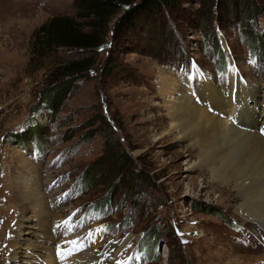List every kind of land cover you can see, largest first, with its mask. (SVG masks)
<instances>
[{
	"label": "rangeland",
	"instance_id": "rangeland-1",
	"mask_svg": "<svg viewBox=\"0 0 264 264\" xmlns=\"http://www.w3.org/2000/svg\"><path fill=\"white\" fill-rule=\"evenodd\" d=\"M54 17L77 18L74 0H0V264H80L96 245L89 264H226L230 251L232 264H264L237 182L219 181L170 132L176 96L162 90L178 80L202 107L203 85L228 96L234 78L259 116L264 0H179L123 35L103 30L92 51L41 54L34 34ZM85 59L92 68L56 97L54 114L37 113L57 70ZM37 124L39 145L27 137Z\"/></svg>",
	"mask_w": 264,
	"mask_h": 264
},
{
	"label": "bare ground",
	"instance_id": "bare-ground-1",
	"mask_svg": "<svg viewBox=\"0 0 264 264\" xmlns=\"http://www.w3.org/2000/svg\"><path fill=\"white\" fill-rule=\"evenodd\" d=\"M231 83L233 87L228 96L217 86L203 85L197 93L202 99L201 103L207 106L200 107L178 80L169 82L164 79L162 90L176 96L175 99L166 100L170 105L167 106L170 132L177 133L180 141H192L201 150L199 157H202V163L207 164L219 181L237 182L236 187L243 201L240 210L247 216V220L254 222L255 237L264 248V122L262 126L255 127L257 119L264 117V107L262 113L256 116L249 104L256 96H247V91L234 78ZM235 111L237 117L233 126H230V116ZM21 196L35 210L38 218L42 217L43 212L37 207L39 198L35 192L26 188ZM249 221H246L247 224ZM40 230L45 232L43 228ZM31 235L36 236L34 232ZM18 245L13 243L12 247ZM24 246L27 248L26 255L35 252L29 242ZM98 253L99 245L93 251L81 252L78 257L80 264H89L93 259L99 261L101 256L98 257ZM234 254V251H230L224 256L226 264H232Z\"/></svg>",
	"mask_w": 264,
	"mask_h": 264
},
{
	"label": "trees",
	"instance_id": "trees-1",
	"mask_svg": "<svg viewBox=\"0 0 264 264\" xmlns=\"http://www.w3.org/2000/svg\"><path fill=\"white\" fill-rule=\"evenodd\" d=\"M178 1L74 0L77 18L54 17L50 19L34 34V50H39L41 54H47L57 48L92 51L102 43L104 39L103 30H108L109 34V30L112 28L111 30L115 35H123L129 27L135 29L138 24L150 22L152 16L157 12L178 8ZM78 19L83 21L78 22ZM224 57L222 56L223 60ZM92 66L93 60L85 59L73 61L57 70L58 74L56 73L54 77L50 78L56 84L47 91L44 97L45 105H39L40 108L36 112L40 113L42 107H46L52 109L54 114V110L59 107L55 100L56 97L67 93L70 84L75 85L79 79L88 73ZM36 126L38 124L30 130V136L27 137H32L37 142L36 145H39L41 142L39 140L40 129H37ZM100 211H104V209L101 207Z\"/></svg>",
	"mask_w": 264,
	"mask_h": 264
},
{
	"label": "snow or ice",
	"instance_id": "snow-or-ice-1",
	"mask_svg": "<svg viewBox=\"0 0 264 264\" xmlns=\"http://www.w3.org/2000/svg\"><path fill=\"white\" fill-rule=\"evenodd\" d=\"M67 223V222H66ZM73 243H75V242H73Z\"/></svg>",
	"mask_w": 264,
	"mask_h": 264
}]
</instances>
